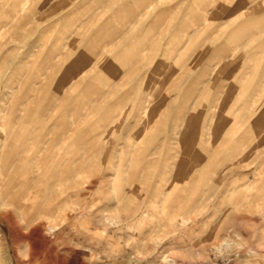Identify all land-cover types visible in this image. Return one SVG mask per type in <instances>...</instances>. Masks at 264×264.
<instances>
[{"label":"rangeland","instance_id":"1","mask_svg":"<svg viewBox=\"0 0 264 264\" xmlns=\"http://www.w3.org/2000/svg\"><path fill=\"white\" fill-rule=\"evenodd\" d=\"M0 64V264H264V0H0Z\"/></svg>","mask_w":264,"mask_h":264},{"label":"bare ground","instance_id":"2","mask_svg":"<svg viewBox=\"0 0 264 264\" xmlns=\"http://www.w3.org/2000/svg\"><path fill=\"white\" fill-rule=\"evenodd\" d=\"M0 70H1V67H0ZM2 125H3V127L2 128L0 127V181H3L4 177L6 178L7 175H10L11 172H13L14 169L11 166V163H12L11 157H13V155H11V154L14 153V151H19V146L16 145V147H14V145H13L14 144V138L16 135L15 130L13 128H10V126H8L9 124L7 122L2 123ZM20 133H22V132H20ZM9 146L12 149L8 150ZM29 156H30V154H29ZM8 168H10V169L8 170ZM16 169H18V168H15V170Z\"/></svg>","mask_w":264,"mask_h":264}]
</instances>
